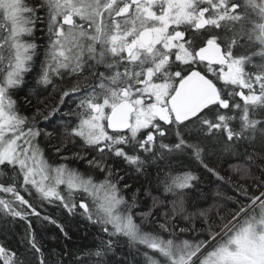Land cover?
<instances>
[{"label": "snow or ice", "instance_id": "6c2138e0", "mask_svg": "<svg viewBox=\"0 0 264 264\" xmlns=\"http://www.w3.org/2000/svg\"><path fill=\"white\" fill-rule=\"evenodd\" d=\"M37 31L36 84L59 101L28 116ZM241 146L259 175L207 163ZM185 155L231 186L214 214L185 206ZM154 166L158 188L129 183ZM48 206L91 244L47 251L38 227L71 239ZM0 264H264V0H0Z\"/></svg>", "mask_w": 264, "mask_h": 264}, {"label": "trees", "instance_id": "16d2710c", "mask_svg": "<svg viewBox=\"0 0 264 264\" xmlns=\"http://www.w3.org/2000/svg\"><path fill=\"white\" fill-rule=\"evenodd\" d=\"M43 33L40 31L36 32V41L38 44L41 45L38 56L39 59L34 60L33 67L34 71H30L28 74L25 75L24 84L22 85V91H20L17 95V99L20 103V108L23 114L31 116L33 112L35 111L36 105L40 101L47 100L49 107L55 105L59 101V96L56 91H54L53 86L47 87L45 89L42 85L36 84V77L37 73L40 70V63L43 60V53H44V44L45 40L42 38ZM60 84L59 79L56 80V85L58 86ZM28 96L31 100V106L27 103H25L24 97ZM38 97V99H37ZM60 123V115L58 114L55 119L51 121V123H44L41 122L40 127L41 128H53L55 125ZM53 143H56V141H53ZM44 146V145H42ZM259 143L257 142V149H258ZM76 149L70 148L69 152L75 151ZM245 149L243 146L240 147L239 152L241 155L239 158L235 155H213L210 158L207 159V163L210 167H215L218 169L221 173V175H224L226 177H234L236 180H241V175L237 174L230 166L231 165H244L246 167H249L253 173V175H259V172L257 170V163H246V156L243 155ZM248 152H252L253 148L249 147L247 149ZM48 154L50 156H53V153L51 152V149L48 150ZM53 159H58L53 156ZM181 167L185 170H191L196 175L200 177L199 181L196 183V186L190 190H188L185 195V206L187 207L189 212H194L201 209H211L212 214L215 213L216 208L215 205L223 204V198L217 196V192L231 194V186L227 184H223L217 180V178L209 173L196 159L185 155L181 160L174 161L172 167ZM72 167H77L76 164H73ZM81 169H83V166H80ZM167 171L166 168H161V172ZM151 175L148 178H145L144 176H140L139 178L136 177L134 173H129L131 176V179L129 180V183H132L135 185V187H141L148 188L149 182L151 183L152 189H156L159 187L156 176H157V170L154 166L150 169ZM251 181L249 180V183ZM162 192V188L160 189ZM153 195H159L158 192H153ZM174 197L169 196L168 200H173ZM151 204V201L148 200L145 203V207L141 210H146V207ZM45 211L53 213L61 223L64 224L65 230L68 232L71 239H65L63 234L60 232V230L55 226L51 224H46L43 228L37 229L38 235L37 239L39 242H41L44 246V248L47 251H51L53 249L60 251L65 246H67L68 249L75 250L77 248L90 245L91 244V236L88 235V233L91 230L90 227L87 226L86 222L82 221L79 218H69L67 216L61 215L60 212L55 211V209L52 206H48ZM163 211V209H161ZM181 226L183 225L182 220L178 221ZM23 224L24 222L20 221L17 223V227L14 230L16 232V238L12 239L13 246L16 245V243L19 240V236L23 234ZM199 226V225H198Z\"/></svg>", "mask_w": 264, "mask_h": 264}]
</instances>
